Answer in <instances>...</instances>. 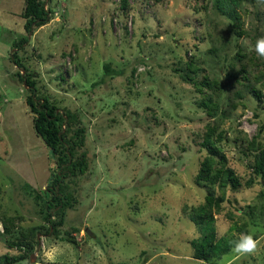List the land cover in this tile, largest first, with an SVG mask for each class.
<instances>
[{
  "label": "rangeland",
  "instance_id": "rangeland-1",
  "mask_svg": "<svg viewBox=\"0 0 264 264\" xmlns=\"http://www.w3.org/2000/svg\"><path fill=\"white\" fill-rule=\"evenodd\" d=\"M126 1L124 10L123 0H49L51 21L19 51L39 95L78 113L87 128L90 169L71 184L77 203L54 237L25 187L44 193L56 172L26 105L22 70L10 60L24 36L26 0H0V260L23 255L8 243L34 230L30 257L12 264H264V180L247 148L259 135L264 142V83L256 81L264 57L255 52L264 0ZM242 65L249 80L238 75ZM188 76L219 81L203 92L218 105L214 116ZM208 124L225 133L219 147L242 185L228 189L214 228L259 240L254 253L231 251L212 263L192 258L202 232L190 217L208 190L196 183ZM3 216L17 218L11 235Z\"/></svg>",
  "mask_w": 264,
  "mask_h": 264
},
{
  "label": "trees",
  "instance_id": "trees-1",
  "mask_svg": "<svg viewBox=\"0 0 264 264\" xmlns=\"http://www.w3.org/2000/svg\"><path fill=\"white\" fill-rule=\"evenodd\" d=\"M48 1L26 0L22 13L24 36L14 42L13 49L17 50L11 54L10 60L18 70H22V73H18V77L29 90L25 102L29 110L36 115L34 118L35 131L56 156V172L52 185L44 193L33 190L28 185L25 187L29 193L34 195V200L39 207V215L49 225L46 233L58 237L59 230L66 225L67 212L73 209L77 203L76 196L70 193V186L71 184L76 185L78 180L89 172L90 161L85 150L87 128L81 126L79 114L70 110L61 111L48 97L40 96L36 78L28 71L24 59L19 54V51L30 45V36L35 30L46 26L51 21L52 10L47 8ZM162 1L154 0L157 4ZM122 8L127 9L126 0H123ZM240 56L242 55L240 54ZM187 69L194 75L199 71L192 61L188 64ZM113 73L111 65H105V75L109 76ZM249 74L248 66L242 65L238 75H241L244 81L249 80ZM186 81H189L202 95L206 89H219V81L209 80L206 76L203 80L188 76ZM239 81L236 80L237 83ZM256 81L257 84L264 83V72L256 77ZM253 93L261 101L260 91L254 89ZM204 97L206 96L203 95L200 107L206 110L210 116H214L218 111V105L210 98ZM206 127L207 131L202 143L206 154L200 164L196 183L200 187H207L208 190L203 204L194 209L190 217L202 232L200 237L192 242V258L197 262L212 263L222 260L239 241V237L233 235L220 238L214 225L216 215L221 213L222 205L228 201V189L238 192L242 189V185L235 171L229 168L227 158L219 147V144L226 140L225 133L218 132V126L215 124H208ZM259 136L253 138L247 148L254 154V174L264 180V142L259 140ZM215 188L221 190L223 195H218ZM16 220L15 217H2L4 234H12ZM235 229L237 230L238 227ZM32 240H36L34 230L29 235H22L17 242L8 243L9 249L23 248L24 254L16 258L6 255L0 260V264H12L28 259L34 250ZM67 241L73 243L70 239ZM35 243L39 244L38 241Z\"/></svg>",
  "mask_w": 264,
  "mask_h": 264
},
{
  "label": "clouds",
  "instance_id": "clouds-1",
  "mask_svg": "<svg viewBox=\"0 0 264 264\" xmlns=\"http://www.w3.org/2000/svg\"><path fill=\"white\" fill-rule=\"evenodd\" d=\"M255 52L258 56L264 57V37L259 38L255 43ZM225 233L220 232L218 236L223 237ZM259 240L252 234H242L239 241L235 243L232 251L237 255H246L254 253L257 250ZM51 258V257H49Z\"/></svg>",
  "mask_w": 264,
  "mask_h": 264
}]
</instances>
